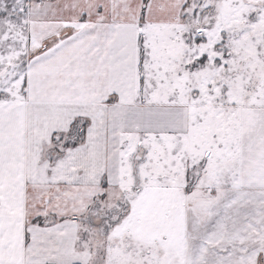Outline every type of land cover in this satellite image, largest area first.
I'll return each instance as SVG.
<instances>
[{
  "label": "snow or ice",
  "instance_id": "1",
  "mask_svg": "<svg viewBox=\"0 0 264 264\" xmlns=\"http://www.w3.org/2000/svg\"><path fill=\"white\" fill-rule=\"evenodd\" d=\"M0 264H264V0H0Z\"/></svg>",
  "mask_w": 264,
  "mask_h": 264
}]
</instances>
